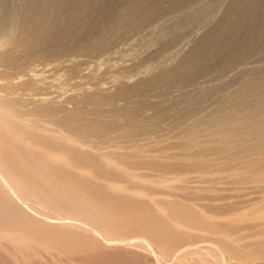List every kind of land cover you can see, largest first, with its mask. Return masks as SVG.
<instances>
[{
	"label": "rangeland",
	"instance_id": "rangeland-1",
	"mask_svg": "<svg viewBox=\"0 0 264 264\" xmlns=\"http://www.w3.org/2000/svg\"><path fill=\"white\" fill-rule=\"evenodd\" d=\"M29 2L0 0V101L47 109L101 167L59 138L66 162L32 149L37 178L0 142L24 181L0 198V264H264V0Z\"/></svg>",
	"mask_w": 264,
	"mask_h": 264
},
{
	"label": "bare ground",
	"instance_id": "bare-ground-1",
	"mask_svg": "<svg viewBox=\"0 0 264 264\" xmlns=\"http://www.w3.org/2000/svg\"><path fill=\"white\" fill-rule=\"evenodd\" d=\"M51 1L52 0H30V4H31V14L32 15H34V13H37L39 10H41V9H44L47 5L49 6V5H52L51 4ZM56 3V2H55ZM188 73V72H187ZM170 75V74H169ZM166 76V75H165ZM181 76V75H180ZM34 78H36V77H34ZM34 80V79H33ZM190 80V79H189ZM18 82V81H17ZM179 82V81H178ZM4 84V83H3ZM151 84V83H150ZM256 90V89H255ZM9 97V96H8ZM235 99V98H234ZM3 102H1L0 101V127L3 129L2 131L6 134V137H3V138H0V142H3L5 145H6V147L8 148V151L10 152V153H15V150L12 148V141L9 139V136L11 135L13 138H14V140L15 141H19L24 147H25V149L29 152V153H27V155L25 156V157H23L22 155H20L19 153H15L16 154V156H17V159H18V162H19V164H20V167L23 169V170H25L27 173H30V175H32V176H34V177H43V175L40 173V171L38 170V168H34V167H31L30 166V164H29V161L30 160H32V156H33V150L32 149H34V147L35 146H39L41 149H38L39 151L40 150H42V151H40V152H43L44 154H47V158H49V160L51 159V160H54L55 162L56 161H60L61 160V162L62 161H64V162H66V159L64 158V157H60V154H56L57 152H59L60 151V144L59 143H57V144H54V141H56L57 142V139H59L60 141H62V145H63V147H66V149H67V153L70 155V158L72 157V158H79V157H81V159H82V161L84 162V163H86V164H89V165H91V167L93 168V169H100V167H101V164H100V161H98V160H96L95 158H93V157H89V156H86V157H82L81 155H79V151L76 149V146H74L75 144H76V142H74V140L76 141V139H74V137L73 136H71L72 134H70V138H67V136L66 135H64L65 137L63 138L62 136H63V134H64V131H62L63 132V134L60 136L59 134V132H60V130L58 131V129L56 128L57 126H56V122L52 119L53 118V116H55V115H52V114H50L49 112H47V111H45V110H47V109H45V110H40V109H38V110H33V111H31V109L28 107V106H30V105H28L27 106V109L29 108V110L30 111H27V110H23L19 105H21V104H18V103H13V104H11V105H9L10 103L9 102H7V101H5L4 102V100H2ZM201 102V101H200ZM106 103V102H105ZM237 103V102H236ZM36 104V103H35ZM50 104V103H49ZM234 104V103H233ZM238 104V103H237ZM24 106V105H23ZM22 106V107H23ZM26 106V105H25ZM198 106V105H197ZM35 107V106H34ZM26 108V107H25ZM24 108V109H25ZM35 109V108H34ZM82 111V110H81ZM247 111V110H246ZM264 111V110H263ZM88 112V111H87ZM86 112V113H87ZM251 112V111H250ZM252 113V112H251ZM254 113V112H253ZM259 112H257V114H258ZM264 113V112H263ZM234 114V113H233ZM250 113H248V115H249ZM52 117H51V116ZM58 115H60V114H58ZM57 115V116H58ZM247 114H245V116H246ZM262 115V114H261ZM261 115H260V117H261ZM62 116V115H61ZM60 116V117H61ZM79 116V115H78ZM83 116H84V114H83ZM82 116V117H83ZM219 116V115H218ZM222 116V115H221ZM252 116H254V115H252ZM264 116V115H263ZM87 117V116H86ZM121 117V116H120ZM228 117H230V116H228ZM259 117V116H258ZM73 118V117H72ZM106 118V117H105ZM252 118V117H251ZM254 118H256V117H253V119ZM101 119V118H100ZM109 119V118H108ZM246 119V118H245ZM247 119H250V118H247ZM257 119H259V118H256V120ZM61 120V119H60ZM69 120V119H68ZM71 120V119H70ZM220 120H222V119H220ZM239 120V119H238ZM255 120V121H256ZM231 121V119L228 121V122H230ZM233 121V120H232ZM243 121V123L245 122V120H242ZM261 121H263V120H259V122L261 123ZM63 122V121H62ZM61 121L59 122V124L60 123H62ZM91 122V121H90ZM228 122H225V124L224 125H227V126H229L227 123ZM249 122V121H248ZM250 122H251V119H250ZM258 122V121H257ZM92 123V122H91ZM97 123V122H96ZM103 123H105V122H103ZM106 123H107V120H106ZM178 123V122H177ZM246 123H247V120H246ZM253 123V130L251 129V127H250V131H254V129L255 128H257V127H255L254 128V122H252ZM252 123H249L248 124V126L250 125V124H252ZM259 123V124H260ZM262 123H264V121L262 122ZM261 123V124H262ZM82 123H80V120H76V119H73L72 121H67V120H64V122H63V125H67V126H69V127H72V128H79V129H81V127H80V125H81ZM85 124V123H84ZM98 124V123H97ZM115 124H117V123H115ZM231 124V126L233 125L232 123H230ZM240 124V126H241V123H239ZM239 124H237V128H239L238 126H239ZM260 124V125H261ZM62 125V127H64ZM94 125V124H93ZM108 125H110V123L108 124ZM112 125V124H111ZM220 125H223V123H221ZM234 125H235V123H234ZM256 125H258V123L256 124ZM264 125V124H263ZM94 126H96V125H94ZM245 127H247L246 125H244ZM262 126V125H261ZM60 127V126H59ZM58 127V128H59ZM66 127V126H65ZM64 127V128H65ZM99 127V126H98ZM222 127V126H221ZM226 127V126H225ZM224 127V128H225ZM236 127V126H235ZM242 127H243V124H242ZM259 127V126H258ZM68 128V127H67ZM72 128H71V130H72ZM191 128V127H190ZM249 128V127H248ZM68 129H70V128H68ZM221 129V128H220ZM233 129H235L236 130V128H233ZM258 129V128H257ZM257 129L255 130L256 132H258V133H260L261 131H263V130H261L260 128H259V130H260V132L259 131H257ZM264 129V128H263ZM62 130V129H61ZM109 130H112V129H110L109 128ZM231 130H232V128H231ZM242 131H243V129H241ZM84 131V130H83ZM226 131H227V129H226ZM225 131V132H226ZM240 132V131H239ZM59 133V134H58ZM66 133V132H65ZM237 133V132H236ZM240 133H243V132H240ZM239 133V134H240ZM251 133V132H250ZM257 133V134H258ZM262 133H264V131L262 132ZM67 134V133H66ZM79 133L77 132V135H78ZM223 134V133H222ZM238 134V133H237ZM256 134V133H255ZM256 134V135H257ZM75 135V134H74ZM82 135H85L84 133L82 134ZM81 135V136H82ZM114 135H115V133H114ZM226 135V134H225ZM234 135H235V133H234ZM252 135H253V133H252ZM252 135H250V137H253ZM264 135V134H263ZM47 137L48 138V142H47V144H54V145H50V147H47V148H50V149H52V151H50V150H46V146H44V144H41L38 140H36V139H38V138H43V137ZM94 136V135H93ZM107 136H109V134L107 135ZM112 136V134L110 135V137ZM126 136H129V135H126ZM133 136H134V134H133ZM244 138H245V136L247 137V135L245 134V136L244 135H242ZM260 135H258V137H259ZM0 137H1V135H0ZM44 137V138H45ZM62 137V138H61ZM72 137H73V140H72ZM83 137V136H82ZM85 137L86 136H84L83 137V139H84V142H88V140L87 141H85ZM124 137V136H123ZM214 137V136H213ZM240 138H241V136H239ZM242 137V138H243ZM254 137H257V136H254ZM262 137V136H261ZM260 137V138H261ZM108 138V137H107ZM106 138V139H107ZM131 138V137H130ZM226 138V137H225ZM248 138V137H247ZM260 138H258V140L260 139ZM91 138H89V140H90ZM109 139V138H108ZM96 140V139H95ZM102 140H103V138H102ZM246 140V139H245ZM256 140V139H255ZM261 140H263V137H262V139ZM82 143H81V145H84L85 143L82 141V140H80ZM80 141L78 140V142L80 143ZM98 141H101V140H98ZM97 141V142H98ZM110 141V140H109ZM108 141V142H109ZM68 144L69 146H67L66 144ZM69 142H70V144H72V145H70L69 144ZM72 142V143H71ZM77 142V143H78ZM92 142V141H91ZM97 142H95V143H97ZM112 142V141H111ZM258 142V141H257ZM88 143H90V141L88 142ZM93 143V142H92ZM91 143V144H92ZM94 143V144H95ZM99 143V142H98ZM252 143V142H251ZM256 143V142H255ZM254 143V144H255ZM91 144H89V146L91 145ZM110 144H111V147H112V144L113 143H109V146H110ZM249 144H250V142H249ZM253 144V143H252ZM86 145H88V144H86ZM245 145V144H244ZM246 145H247V142H246ZM94 147H96L95 145H93ZM92 146V147H93ZM108 146V147H109ZM131 146V145H130ZM254 146V145H253ZM78 147V146H77ZM91 147V148H92ZM113 147H114V145H113ZM123 147V146H122ZM78 148H80V147H78ZM82 148V147H81ZM84 148H87L86 146H84ZM90 148V149H91ZM98 148V147H97ZM96 148V149H97ZM110 148V147H109ZM83 149V148H82ZM93 149V148H92ZM100 149V148H99ZM114 149V148H113ZM37 150V149H36ZM116 150V149H115ZM115 150L114 151H112V152H115ZM118 150V149H117ZM50 151V152H49ZM88 151H89V149H88ZM94 151V150H93ZM107 151V150H106ZM105 151V152H106ZM109 151H111L110 149H109ZM109 151H107V152H109ZM134 151V150H133ZM139 151V150H138ZM173 151V150H172ZM171 151V152H172ZM101 152V151H100ZM121 153H122V151H120ZM167 152H169V151H167ZM241 152V151H240ZM255 152V151H254ZM133 153H135V152H133ZM137 153V152H136ZM135 153V154H136ZM161 154L163 153H166L165 151L164 152H160ZM118 154H119V151H118ZM111 155V154H110ZM149 155V154H148ZM155 155V154H154ZM154 155H152V157L154 156ZM165 155V154H164ZM113 156H115V155H113ZM117 156V155H116ZM156 156V155H155ZM154 156V157H155ZM158 156H162V155H158ZM4 157V160H0V198H4L5 200H6V202H8L10 205H12L13 204V202H15L16 200H18L16 197H20L19 199H22V197H21V194L23 195V191H22V187H23V185H24V181H21V180H23V175H21L17 170H15V168L13 167V166H11L10 164H9V161L10 160H8V157H5V156H3ZM120 158V157H119ZM102 159V158H101ZM104 159V158H103ZM163 159V158H162ZM169 159V158H168ZM195 159V158H194ZM49 160L48 159H46V162H45V159H39V160H37V162L39 163V164H47L48 162H49ZM106 159H104V161H105ZM121 160V159H120ZM126 160V159H125ZM174 159H172V161H173ZM192 160V159H191ZM201 160V159H200ZM107 161V160H106ZM112 163H114L112 160H110ZM110 161H107V163L106 164H108V162H110ZM164 161H167V160H164ZM171 161V160H170ZM52 162V161H51ZM194 162V161H193ZM120 163V162H119ZM185 163V162H184ZM188 163V162H187ZM65 165V164H64ZM113 165V164H112ZM111 165V166H112ZM116 165V164H115ZM115 165H114V167H115ZM45 166H47V165H45ZM103 166H104V164H103ZM108 166H110V165H108ZM108 166H106V167H108ZM119 165H117V168L116 169H122V167L123 168H126V167H124V166H122V167H118ZM121 166V165H120ZM67 167H68V165H67ZM48 168V167H47ZM121 169H120V171H121ZM128 169V168H127ZM122 170H124V169H122ZM15 171V172H14ZM125 171H128V170H125ZM77 172V171H76ZM131 171L129 170V173H130ZM133 172V171H132ZM142 172V171H141ZM79 173H80V171H79ZM124 173V172H123ZM134 173H135V171H134ZM225 174V173H224ZM233 174V173H232ZM202 175V174H201ZM208 175V174H207ZM216 175V174H215ZM128 177H130L129 175H127ZM173 176V175H172ZM171 176V177H172ZM188 176V175H187ZM127 177V178H128ZM135 177V176H134ZM163 177H167V176H163ZM168 177H170V175L168 176ZM179 178H181V177H185V176H178ZM131 178V177H130ZM137 178H139V177H137ZM137 178H135V179H137ZM161 178V177H160ZM175 178H176V175H175ZM178 178V179H179ZM43 179V178H42ZM134 179V178H133ZM132 179V180H133ZM140 179V178H139ZM141 179H143V178H141ZM141 179L140 180H138V181H141ZM152 179V178H151ZM157 179V178H156ZM156 179H154V181L156 180ZM122 180V179H121ZM131 180V179H130ZM146 180H149V179H144L143 181H145L146 182ZM135 181V180H134ZM137 181V182H138ZM150 181V180H149ZM153 181V180H152ZM161 181H164V180H162L161 179ZM160 181V182H161ZM175 181V180H174ZM176 181H177V179H176ZM101 182V181H100ZM142 182V181H141ZM171 182V181H170ZM254 182V181H253ZM46 183V182H45ZM104 183V182H103ZM105 184H107V183H105ZM109 184H111V183H109ZM109 184H107V185H109ZM113 184V183H112ZM111 184V185H112ZM144 185H147V184H144ZM148 185H149V183H148ZM150 185H151V183H150ZM163 185H164V183H163ZM114 186H116L117 187V185H115L114 184ZM114 186H113V188H114ZM129 186V185H128ZM128 186H126L125 185V187H128ZM140 186V185H139ZM142 186V185H141ZM153 186V185H152ZM119 187V186H118ZM121 187V186H120ZM119 187V190L121 189ZM3 188H5V191H3ZM54 188V187H53ZM108 188H111V190L113 191H115V189H112V187L109 185V187ZM117 189V188H116ZM24 190V189H23ZM122 190H124V189H122ZM126 190H124L123 192H124V194L126 193L125 192ZM47 192V191H46ZM122 192V191H121ZM122 192V193H123ZM45 193V192H44ZM35 194H37V192H34L33 193V195H35ZM127 194V193H126ZM130 194V193H129ZM39 194H37V196H38ZM42 195V194H41ZM40 195V196H41ZM60 197L62 198V199H67V195H66V193H64L63 191H61L60 190ZM58 196V195H57ZM54 197V196H53ZM34 198V197H33ZM38 198V197H37ZM43 198L45 199V197L43 196ZM59 198V197H58ZM60 198V199H61ZM83 199V198H82ZM24 200V199H23ZM63 200V201H64ZM68 200H70V199H68ZM20 202H21V200H19ZM23 202V204H24V201H22ZM71 202H73V201H71ZM88 202V201H87ZM25 203H27L26 201H25ZM43 203V202H42ZM30 204V203H29ZM35 204V203H34ZM47 204V203H46ZM89 204V203H88ZM42 205H44V204H42ZM71 205L73 206V208H75V210H76V213H77V215H79L81 218V220L83 221V220H87V222H89V221H91V222H93V224L95 223V224H97V222H101V221H97V222H95L94 220H98V219H95L94 217H93V215H91L90 214V212H88V211H85V210H83V209H80L79 207L77 208V206L75 207V205H74V203H71ZM43 207H45V205L43 206ZM46 207H48V206H46ZM71 207V206H70ZM88 207V206H87ZM253 208V207H252ZM46 209V208H45ZM49 209H50V207H49ZM48 209V210H49ZM251 209V208H250ZM43 211V210H42ZM47 211V210H46ZM45 212V211H44ZM48 212V211H47ZM54 212H56L57 213V211H54ZM66 212V211H65ZM39 213V212H38ZM101 214V213H100ZM51 215H53V214H51ZM55 215V214H54ZM60 215V214H59ZM261 215H263V214H261ZM42 216V215H41ZM56 216H58V215H56ZM62 216V215H61ZM53 218H54V216H52ZM51 217V218H52ZM66 217V216H65ZM50 218V217H49ZM48 218V219H49ZM67 218H69L68 216H67ZM77 218V217H76ZM56 219V218H55ZM59 221H61L60 219V217L59 218H57ZM71 219L72 218H70V221H71ZM240 219V218H239ZM74 220V219H73ZM52 221V220H51ZM64 221H66V220H64ZM56 222V221H55ZM58 222V221H57ZM75 222V221H74ZM69 223V224H73V225H75V223ZM91 222H89V223H91ZM56 224V223H55ZM85 224V223H84ZM67 225H68V223H67ZM72 225V226H73ZM78 225V224H77ZM98 225V224H97ZM99 226H102L101 224L99 225ZM83 227V226H82ZM87 227V226H86ZM106 228V227H105ZM84 229V228H83ZM88 230V229H87ZM94 231V230H93ZM92 233H94V232H92ZM96 233V232H95ZM95 235H97V234H95ZM98 236H99V234H98ZM101 238V237H100ZM105 241V240H104ZM106 241H107V239H106ZM135 241V240H134ZM230 241V240H229ZM127 242V241H126ZM139 242V241H138ZM146 242V241H145ZM111 243V242H110ZM113 243V242H112ZM115 243V242H114ZM125 243V242H124ZM127 243H129V242H127ZM134 243H136V242H134ZM147 243V242H146ZM120 244V243H119ZM144 244V243H143ZM150 244V243H149ZM141 245V244H140ZM127 246V245H126ZM125 246V247H126ZM132 245H130V247H131ZM146 246V245H145ZM134 247V246H133ZM149 247V246H148ZM219 247V246H218ZM147 249V248H146ZM152 250V249H151ZM149 251V250H148ZM185 252V251H184ZM183 253V252H182ZM222 253H223V251H222ZM154 255V254H153ZM184 255V254H183ZM220 256V255H219ZM220 258V257H219ZM221 260V259H220Z\"/></svg>",
	"mask_w": 264,
	"mask_h": 264
}]
</instances>
